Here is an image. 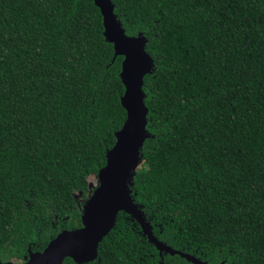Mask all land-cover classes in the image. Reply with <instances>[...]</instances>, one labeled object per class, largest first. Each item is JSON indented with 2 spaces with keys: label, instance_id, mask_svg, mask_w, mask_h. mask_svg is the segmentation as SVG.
<instances>
[{
  "label": "trees",
  "instance_id": "16d2710c",
  "mask_svg": "<svg viewBox=\"0 0 264 264\" xmlns=\"http://www.w3.org/2000/svg\"><path fill=\"white\" fill-rule=\"evenodd\" d=\"M112 2L154 60L132 184L154 236L206 264H264V0ZM123 59L94 0H0L3 262L82 225L89 178L127 117ZM82 264L194 263L120 211Z\"/></svg>",
  "mask_w": 264,
  "mask_h": 264
},
{
  "label": "water",
  "instance_id": "95a60500",
  "mask_svg": "<svg viewBox=\"0 0 264 264\" xmlns=\"http://www.w3.org/2000/svg\"><path fill=\"white\" fill-rule=\"evenodd\" d=\"M94 1L103 15L104 35L109 42L113 43L115 56H124L120 74L122 81L125 78L127 82V76L124 77L123 75L124 69L127 72V53L119 51L115 42L109 40L112 24H118L127 38L135 41V48L148 67L137 85V93L141 103L138 108L134 130L133 126L129 124L127 85L123 82L125 91L121 97V103L127 111V117L122 127L116 132L114 146L107 151L106 164L97 174L98 185L93 188L84 203L81 217L82 225L77 228L62 230L42 251H34L29 248L28 259L21 263L0 260V264H64L67 257L73 258L80 264L93 261L98 257L100 242L115 226L120 211L130 214L140 223L144 233L157 246L160 253L166 251L172 255L179 254L194 264H206L205 261L190 253L175 249L159 241L154 236L151 225L146 221L143 209L133 198V177L143 158L142 148L144 142L149 137L147 129L149 108L145 101L144 78L147 74L153 72L154 60L146 49L147 38L145 36L126 33L115 13V5L112 0ZM107 32H109L108 37ZM90 187L92 186L90 185Z\"/></svg>",
  "mask_w": 264,
  "mask_h": 264
},
{
  "label": "snow or ice",
  "instance_id": "6c2138e0",
  "mask_svg": "<svg viewBox=\"0 0 264 264\" xmlns=\"http://www.w3.org/2000/svg\"><path fill=\"white\" fill-rule=\"evenodd\" d=\"M109 32L106 33L108 37ZM111 38L115 42L117 49L127 53V72L124 69V77L127 76V82L124 78V83L127 85V110L129 113V124L133 126L138 115V108L141 103L137 93L138 82L141 81L143 74L148 70L147 64L143 62L142 57L135 48V41L129 40L118 24L111 26ZM143 65V66H142Z\"/></svg>",
  "mask_w": 264,
  "mask_h": 264
},
{
  "label": "rangeland",
  "instance_id": "374dc122",
  "mask_svg": "<svg viewBox=\"0 0 264 264\" xmlns=\"http://www.w3.org/2000/svg\"><path fill=\"white\" fill-rule=\"evenodd\" d=\"M89 180H90V185L92 186L91 188L93 190V188L98 185V178L97 176L94 175V176H91ZM76 196L79 197L81 200L83 199V197H81V192H77Z\"/></svg>",
  "mask_w": 264,
  "mask_h": 264
}]
</instances>
